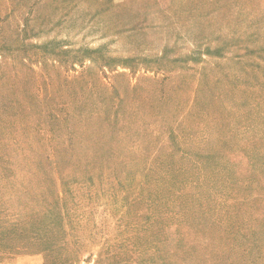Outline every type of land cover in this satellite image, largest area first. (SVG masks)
I'll list each match as a JSON object with an SVG mask.
<instances>
[{"label": "rangeland", "instance_id": "1", "mask_svg": "<svg viewBox=\"0 0 264 264\" xmlns=\"http://www.w3.org/2000/svg\"><path fill=\"white\" fill-rule=\"evenodd\" d=\"M0 116V264H264V0H0ZM81 118L63 233L36 135Z\"/></svg>", "mask_w": 264, "mask_h": 264}, {"label": "trees", "instance_id": "2", "mask_svg": "<svg viewBox=\"0 0 264 264\" xmlns=\"http://www.w3.org/2000/svg\"><path fill=\"white\" fill-rule=\"evenodd\" d=\"M97 114L93 115V120H97L96 118ZM32 118V117H31ZM31 118L28 120H21V124L25 125L24 127L28 128L27 126L35 125V120L31 121ZM91 118V116H90ZM16 119V118H15ZM73 120V119H72ZM72 120H67L73 128H77L76 130L69 131L66 136L58 133V130H55V128H52L48 131H43L42 128H39V133L37 136L40 144H41V152L42 155H46L47 164L40 163V172L39 174L42 176L40 178L39 183L42 185L40 187V191L43 194V198L49 205V210L46 214V216L54 217V214H57L58 220H60L59 224L62 226L63 233H66L65 227H64V209L67 207V200H68V193L63 194V192L58 189L59 187V179L58 177L61 175H67L69 180L66 178L64 181L65 186L69 185V182L74 183L78 181V178H84L85 182H88L87 178L90 175V171L83 170L84 169V162H86L85 156H83V148L82 146H85L86 141L88 140V135L91 131H93L94 124L96 123L92 119L90 120H83L77 119L78 122H73ZM16 122L12 121L10 123H6L3 118L0 116V134L5 135V133L12 132L16 128ZM37 123H41L40 121ZM66 138L64 141H60L59 139ZM16 137L13 136L12 142H8L5 144L4 142L0 141V146H4V151L10 150L11 147H13L11 144H13V141H15ZM111 153L109 152L108 155L103 156V160L108 161V166L112 167V157H114V148L110 149ZM62 151H65L70 157L71 165L68 167L75 166V169H65L63 168L60 162V153ZM112 154V157H111ZM88 163V162H86ZM112 164V165H111ZM45 166H48L49 169L45 170ZM107 166V167H108ZM4 171H8V167H3ZM32 173V170H29V174ZM34 175V174H33ZM105 175L102 173L100 176ZM55 176L56 178H54ZM38 174L35 172L34 178L37 179ZM118 180H120V176H116ZM129 180L135 185L137 183V179L135 176L130 177ZM95 182V179L90 178L89 181ZM61 186V185H60ZM139 186V185H138ZM137 186V188H138ZM64 188V187H63ZM125 190V188L123 189ZM72 195V194H71ZM52 199V201H51ZM36 220V219H35ZM57 226L55 222H50L48 224H45L41 221L36 220L35 223L31 227L27 226H16L11 228V232L13 231V234L16 233V237L13 238V240L18 239L20 242L18 243L19 246H33L37 243H44L47 244L48 247L43 248L40 252L46 253L45 255L48 257L50 251H54L57 249V245L55 244V241L51 240L50 233H54V227ZM25 251H29V248H24ZM30 253V252H26ZM99 264V263H98Z\"/></svg>", "mask_w": 264, "mask_h": 264}]
</instances>
